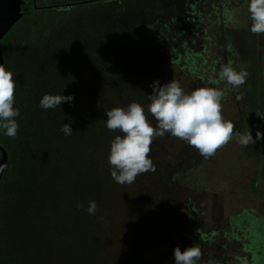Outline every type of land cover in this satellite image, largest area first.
Segmentation results:
<instances>
[{"label": "trees", "instance_id": "trees-1", "mask_svg": "<svg viewBox=\"0 0 264 264\" xmlns=\"http://www.w3.org/2000/svg\"><path fill=\"white\" fill-rule=\"evenodd\" d=\"M29 2L27 11L33 9ZM176 4L105 0L24 13L0 42L5 67L10 61L16 69L20 111L15 139L0 130L9 154L0 185V264H160L149 238L161 237L167 227L154 209L162 201L171 204L161 195L163 186L188 155L180 157L179 146L158 137L150 154L155 171L131 185L116 183L108 156L119 133L106 128L105 112L132 101L146 110L158 67L194 72L203 65L185 31L169 27ZM33 15L40 17L17 41L10 38ZM46 93L74 100L44 110L39 101ZM261 142L256 150L264 152ZM89 201L97 204L94 215L86 211ZM229 223L243 231L244 252L250 253L243 264H264L263 221L244 211Z\"/></svg>", "mask_w": 264, "mask_h": 264}, {"label": "rangeland", "instance_id": "rangeland-1", "mask_svg": "<svg viewBox=\"0 0 264 264\" xmlns=\"http://www.w3.org/2000/svg\"><path fill=\"white\" fill-rule=\"evenodd\" d=\"M42 3L43 0H38V5ZM231 3L233 11L243 9L235 13L237 23L228 20L223 23V14L219 10L210 12L207 0L197 1L200 21L187 22L186 26L175 29L185 31L194 50L202 53L203 65L191 72L165 64L153 73L152 84L159 81L163 85L174 79L189 93L198 87H219L225 93L222 101L225 119L233 121L236 133L249 129L256 140L257 131L264 136V35H253L245 25L246 0H231ZM39 17L25 18L16 32L13 29L10 38L17 41ZM229 61L237 69L246 67L249 73L239 93L231 91L226 83L210 85L207 82L209 75ZM12 64L9 61L8 68L16 79ZM238 94H241L239 100ZM164 141L171 147L179 146L180 157L182 153L188 156L182 166L174 168L168 176L169 183L163 186L161 195L171 204L162 201L154 209L157 211L154 216L167 227L161 237L149 238L156 249L155 259L160 264H165L166 260L175 264L176 247L183 251L198 245L202 250L198 264H207L210 259L218 264H243L245 257L250 258V253L244 252L245 241L240 239L243 231L229 223V219L248 211L264 223V152L256 150V143L241 146L234 136L232 142L218 150L215 156L204 159L196 149L188 148L187 143L169 134L165 135ZM262 146L263 142L260 143Z\"/></svg>", "mask_w": 264, "mask_h": 264}, {"label": "clouds", "instance_id": "clouds-1", "mask_svg": "<svg viewBox=\"0 0 264 264\" xmlns=\"http://www.w3.org/2000/svg\"><path fill=\"white\" fill-rule=\"evenodd\" d=\"M240 11L243 9L235 10L234 16ZM246 13L245 25L250 32L253 35H264V0H246ZM248 76L246 67L240 66L237 69L229 61L209 75L207 82L210 85L226 83L231 91L239 93ZM16 87L13 72L0 64V130L13 139L19 129L16 117L20 115L19 109L15 107ZM151 87L152 93L148 95L150 103L146 110L140 103L132 101L127 107H113L105 112L106 128L119 133L110 143L108 163L111 178L120 185H131L138 176L155 171L150 156L151 145L156 138L166 134L195 148L204 159L215 156L218 150L232 142L234 136L241 146H248L264 138L259 131L256 140L249 129L243 133L235 132L233 121L225 119L223 115L222 101L225 93L219 87H198L189 93L174 79L163 85L155 81ZM236 98L241 99V94ZM73 100L71 95L46 93L39 104L42 109L48 110ZM149 115L154 118L155 126ZM61 130L66 136L73 133L69 124H63ZM4 166L0 165V169ZM77 208H83V204L78 203ZM97 210L96 202L89 201L86 211L94 215ZM201 258L202 250L198 245L183 251L179 247L174 249L175 264H198ZM207 264H218V261L210 259Z\"/></svg>", "mask_w": 264, "mask_h": 264}, {"label": "flooded vegetation", "instance_id": "flooded-vegetation-1", "mask_svg": "<svg viewBox=\"0 0 264 264\" xmlns=\"http://www.w3.org/2000/svg\"><path fill=\"white\" fill-rule=\"evenodd\" d=\"M23 11L24 13H39L46 10H66L75 7H93L98 2L105 0H44L42 5H38V0H33V9L27 11L25 8L29 6V0H24ZM198 0H177V4L174 7L175 11L172 12V18H169L168 24L170 28H175L176 26L182 27L186 26L187 22L191 24L198 23L200 20V13L198 12ZM206 1V0H205ZM204 2V0H201ZM208 8L210 12H219L223 14V23L227 20L230 23H237V17L234 16V9L230 6L232 5L231 0H207ZM222 9V10H221Z\"/></svg>", "mask_w": 264, "mask_h": 264}, {"label": "water", "instance_id": "water-1", "mask_svg": "<svg viewBox=\"0 0 264 264\" xmlns=\"http://www.w3.org/2000/svg\"><path fill=\"white\" fill-rule=\"evenodd\" d=\"M24 0H0V42L8 35L11 29L22 19L24 15ZM0 64L5 65L3 50L0 46ZM9 154L7 149L0 144V185L2 177L7 168Z\"/></svg>", "mask_w": 264, "mask_h": 264}]
</instances>
